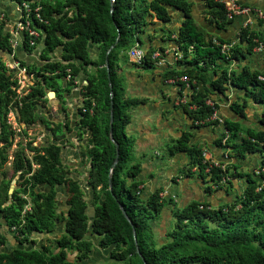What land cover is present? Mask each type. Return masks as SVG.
Returning a JSON list of instances; mask_svg holds the SVG:
<instances>
[{"label": "trees", "instance_id": "trees-1", "mask_svg": "<svg viewBox=\"0 0 264 264\" xmlns=\"http://www.w3.org/2000/svg\"><path fill=\"white\" fill-rule=\"evenodd\" d=\"M14 1H31L30 7L38 6L40 17L46 21V24H40L44 33L42 38H25L23 42L25 51L30 53L42 40L39 60L43 65L24 66L20 62L33 82L27 92L18 97L16 82L11 80L10 71L0 56V167L6 163L5 151L12 145L13 132L6 122L10 109L16 110L17 122L26 128L42 125L53 134L59 133L60 125H54L37 114V106L46 104L44 89L60 98L68 92L77 73L82 71L86 75V85L80 87L82 106L78 109L80 118L76 123V137L81 140L84 135H88L80 155L85 156L88 165L85 183L91 189L93 214L88 218V205L82 189L77 180L68 176L67 167L61 163L60 146L50 144L31 147L27 144L30 159L22 149H17L11 156L9 169L11 177L16 175L20 181L18 188L9 195L10 178L7 179L3 173L0 179V220L4 221L7 229L5 232L0 223V248L6 243L5 235L9 234L11 227L23 235L22 238H12L20 245L30 246L34 244L36 234L51 235L58 225L63 226L54 240V250L43 244L36 249H14L0 254V264H77V261L86 259L91 251L92 242L87 235L97 236L99 249L110 248L108 256L116 264H142L140 257L145 264H264V131L243 130L247 138L254 140L251 143L247 138L237 139L242 131L240 123H223L234 159H243L245 153L258 155L257 175H240L233 164L226 165L224 170L208 166L202 161L201 147L188 144L191 135L185 130L167 149L170 155L183 153L187 156L186 176L191 174L190 169L194 167L201 181L205 182L207 178L210 186L221 185L223 177L243 178L244 189L230 203L210 208L203 202H190L183 208H177L171 200L160 198L159 190L142 201L136 195L139 182L135 180L140 165L129 164L130 143L124 128L129 122L127 110L146 100L124 95L113 66L115 56L132 44L133 32L142 28L149 12L155 19L166 23L169 16L163 6L181 11L182 21L175 43L184 60L183 64L190 68L177 73L186 76L189 83L199 81L203 86L201 93L191 87L189 103L181 106L191 124L197 125L213 113L211 108L205 106V98L210 94L223 97L226 87L242 90L243 101L250 99L254 104L264 106V82L257 80L260 75L257 71L242 67L235 74L226 67L216 66L217 61L227 63L244 58L255 46L252 40L259 42L263 37L259 33L241 29L238 43L227 54L221 53L217 44L225 42L219 38L212 40L211 35L194 25L189 16L190 5L184 0H114L112 4L107 0ZM202 1L211 9L207 12L211 17L210 23L217 29L222 28L227 22L222 7L213 0ZM70 6L74 9L67 10ZM4 25V20L0 18V53L2 56L12 55L15 60ZM116 37L114 47L105 57L106 50ZM29 40L34 47L29 46ZM89 43L98 46L96 61L88 58ZM242 43L246 44L244 52L241 51ZM58 48L61 50L59 60L50 61L49 55ZM76 61H80V64L76 65ZM209 65L215 77L212 80L203 70ZM150 66L148 62L142 65L144 68ZM87 67L93 68L92 72L87 73ZM168 73L165 72L163 76ZM170 74H176V71ZM67 76L68 83L62 88L61 80ZM110 101L113 142L108 135ZM189 105L194 106V109H188ZM229 107L234 114L243 115L239 104L231 103ZM59 110L64 112L61 104ZM257 120L264 126V114ZM22 133L25 134V131L22 130ZM62 137L61 134L57 139ZM221 138L222 135L215 141L216 145H221ZM113 143L118 147V161L109 177V192L108 171L115 155ZM225 184L230 187L228 181ZM41 185L49 187L46 193L35 191ZM57 187H62L66 193L63 199L65 213L56 212ZM26 204L29 205V211L21 214ZM168 204L173 225L165 234L168 241L156 247L150 241L148 221ZM119 206L130 225L122 216ZM131 230L134 231L135 244ZM72 253L76 255L75 259L69 261L68 255Z\"/></svg>", "mask_w": 264, "mask_h": 264}, {"label": "crops", "instance_id": "crops-1", "mask_svg": "<svg viewBox=\"0 0 264 264\" xmlns=\"http://www.w3.org/2000/svg\"><path fill=\"white\" fill-rule=\"evenodd\" d=\"M49 1L53 2L57 0ZM148 1L150 0H147V2ZM184 1L190 5L189 16L194 25L211 35L212 40H214V38H219L223 42L238 43V33L242 29L243 21L250 18L249 16L232 18L224 16L227 22L222 28L217 29L210 23L211 17L207 14L211 9H209L202 0ZM236 1L238 4L246 6L251 10L258 9L264 11V0ZM16 3L17 2L14 0H0V16L5 22L4 32L7 34L10 32V28L11 30H15L14 25L18 18ZM163 7L166 9L169 16L168 22L163 23L155 19L152 13L149 12L144 18L145 24L142 28L133 32L132 44L126 49L119 51L114 60V71L116 77L122 84L124 95L128 98L146 100L143 104L127 110L129 122L124 128V134L130 143L129 164L139 163L140 165V171L135 178V180L139 182L137 189L138 198L140 200L145 201L146 198L156 190H159L160 196L161 192L165 190L166 193L162 196V199L171 200L177 208H183L190 202H203L210 208H216L220 205L229 203L230 199L234 198V196L240 195L245 187L243 178L236 179L235 177H228L231 190L230 194L226 184L217 187L210 186L207 178H205V182H202L196 175L194 167L190 169L191 174L186 176L187 156L183 153L170 155L167 149L170 144L178 138L180 133L185 130L191 135L188 144L201 147L202 151L208 154L211 161L224 166L233 164L237 167L235 171L240 175L243 173L251 175L253 174V169H255L258 164L257 154L245 153L243 159H234L229 143H227L226 146H219L215 144V141L220 137L224 129L223 123L225 121L240 123L242 131L238 134L237 139L247 138L243 133L245 129L255 132L264 131V126L260 125L257 120L264 114V106L254 104L250 99L243 101L242 90L226 87L223 97L210 94L205 98L210 100L214 105L210 120L207 121L204 119V123L197 125L191 124L192 122L184 113L182 106L188 104L190 101V94L192 93L191 87H193L196 92L201 93L203 86L199 81H191V83H189V79L186 76L188 82H182L180 80L182 75L178 74L177 71L190 68L189 65L183 64L184 60L175 43L177 30L182 21V12L176 10L174 7ZM66 9L69 10L74 8L70 6ZM247 29L253 33H259L263 37V40L259 42H264V20L251 22ZM39 33L41 37L44 36L43 31ZM14 39L16 41V46L13 50L15 60L6 58V61L10 62L9 64L16 63L21 68L22 65L20 62L24 66L32 64L36 66L43 65L39 60V54L43 47L42 40L36 44L30 53H28L25 51L19 35L16 34ZM135 43L138 44L141 49L145 50L148 56L150 54H156L157 59L161 60L163 65L159 67L151 65L148 68H144L142 65H134L128 58L127 51L134 46ZM98 52L99 49L96 44L89 43L87 45V53L90 60L96 61ZM60 53V48L55 49L54 52L49 55L50 61H58ZM75 63L79 65L80 61H76ZM198 66H201V64H198ZM216 66L226 67L228 71H232L235 74H237L242 67H245L249 71H257L260 75L264 76V49L259 51L251 50L249 54L238 61H229L227 63L217 61ZM211 68L212 66L210 65L208 67H203V70H206V74L210 80L215 78ZM92 70L93 68H86L87 73L92 72ZM167 71L169 73L163 76ZM174 71H176V74L171 75L170 73ZM217 75L218 72H216L215 76ZM67 83L68 80L66 78L62 79L61 87L64 88ZM190 84L192 86H190ZM84 85H86V75L82 71H79L74 81L69 86L68 92L63 93L60 98L56 97L53 92L54 98L49 100L44 94L43 99L46 100V104L43 107L37 106V114L42 115L48 122L54 125L59 124V132L68 133L69 130L71 132L76 131V123L80 118L78 109L82 106L80 87ZM187 100L189 101L187 102ZM55 101L58 102L57 105L54 104ZM180 101L185 102L182 103ZM231 103H236L241 106L242 116H238L230 110L229 106ZM60 104L64 112H60ZM214 122H216V124ZM36 126L43 134L48 133L42 125ZM76 147L79 148L78 146ZM225 155H227V159H224ZM78 166H80L79 163ZM84 178H86V175L83 176V180ZM36 188L41 189H36V192L41 191L40 193H46L49 189L46 185L37 186ZM61 191L63 194H60ZM56 192V212L65 213L66 206L63 204V199L66 197V193L61 187H57ZM169 208L170 205L168 204L157 216L148 221L149 233L152 232V234H154L156 224L161 222L159 226H162L164 220L162 216H164V212L169 211ZM89 212L93 214V211L89 210ZM171 219H169V221ZM59 229L60 227L58 225L56 230ZM157 232V235L160 236L159 231ZM41 235L46 237L49 236L42 233L36 234L34 238H39ZM51 239V244L48 246H50V250H54V239L56 238L52 237ZM6 243H9L8 240H6ZM36 243L37 244L30 245L29 247L36 249L43 244L41 241ZM43 245L47 246L46 244ZM9 246L13 247L14 245L9 244ZM2 248L4 251L0 249V254L9 252L4 246ZM103 258L97 246L96 239L95 242L92 243L91 251L87 258L80 263L85 264L87 262H93L94 260H103Z\"/></svg>", "mask_w": 264, "mask_h": 264}, {"label": "rangeland", "instance_id": "rangeland-1", "mask_svg": "<svg viewBox=\"0 0 264 264\" xmlns=\"http://www.w3.org/2000/svg\"><path fill=\"white\" fill-rule=\"evenodd\" d=\"M137 1V0H136ZM138 5V4H137ZM1 60L4 62V65L7 69H9L12 64H9L10 62L6 61V56H1ZM10 70V69H9ZM11 74V80H15L16 85H17V90L16 94L18 97H21L24 95L26 92L27 87L32 83V80L26 76L25 72H20V71H15L12 70L10 72ZM50 108V107H48ZM249 108V107H247ZM40 110V109H39ZM41 111V110H40ZM6 122L10 129L13 132L12 136V145L9 149L5 151V154L7 156L6 163L0 167V179L2 178V174H5V177L8 179L10 178V184L8 188V193L14 191L15 189L18 188V184L20 181L18 180V177L15 175L11 177V172L9 169V162L11 159V156L17 149H22L25 156L30 159L31 153L28 152L27 150V144H30L31 147H38V146H43L47 144L48 138L45 137V134L41 132V130L36 126H31L26 128L24 125H20L17 120H16V110L14 108H11L10 111L8 112L6 116ZM22 130L25 131V134L22 133ZM88 135H84L81 140H77L72 138L69 134L66 136L67 142L64 143V145L60 146L65 149V159L61 160V163L67 167V170L69 172V177H71L73 180H77L81 188H84L85 182L83 180V176L86 175L87 171V162L85 156H81L80 153L81 148L85 145V140L87 139ZM75 146H78V150H76ZM0 149H1V144H0ZM77 161V162H75ZM130 162V159H129ZM78 163L80 166H78ZM258 165V164H257ZM256 165V166H257ZM83 170V171H82ZM255 169H253V172ZM12 182V183H11ZM226 187V186H224ZM62 188V187H61ZM38 188H35V191ZM216 189V188H215ZM227 189L229 190V193L231 194L230 187L227 186ZM41 190V189H38ZM41 192V191H39ZM60 194H63L62 191ZM233 197V196H232ZM25 200H27L26 197H24ZM233 198L230 199L229 203L232 201ZM84 200L87 202V196H84ZM27 202V201H26ZM90 214L89 209L87 210V214ZM164 218L162 226H159L160 223L156 224V227L154 228V234L150 232L151 234V243L154 246H159L163 243H166L168 239L165 237V234L169 232L172 228L173 225V220L171 219V216L168 212H164ZM169 219H171L169 221ZM152 220V219H151ZM167 220V221H166ZM213 227V226H212ZM62 229L60 228L59 230H56L49 236H39V238H34V244H37L36 242H40L46 245H50V241L52 240L51 238H56L58 237V232L61 231ZM153 230V229H152ZM151 230V231H152ZM157 231H159L160 236L157 235ZM95 238H97L96 235L94 237H90L91 242H95ZM55 240V239H54ZM33 244V245H34ZM37 247V246H36ZM4 251L3 248H0ZM100 254L104 257L103 260H94L93 262H87L85 264H116L112 259L109 258L108 252L106 249H101L100 248ZM75 254L72 253L68 255L69 261H73L75 259ZM83 261V260H82ZM81 261H77V264H81ZM118 264V263H117Z\"/></svg>", "mask_w": 264, "mask_h": 264}, {"label": "built area", "instance_id": "built-area-1", "mask_svg": "<svg viewBox=\"0 0 264 264\" xmlns=\"http://www.w3.org/2000/svg\"><path fill=\"white\" fill-rule=\"evenodd\" d=\"M107 1L110 4H112L114 2V0H107ZM213 1L222 7V10H223V12L227 18L249 16L250 18L245 19L243 21L242 29H247L250 26L251 22H253V21L264 20V11H261L258 9L251 10L246 6L238 4L236 0H213ZM31 3H32L31 1H21L19 3H16L17 8H18V18H17L16 24L14 25L15 30H11V28H10V32H8V36H9L8 42L12 48V51L14 50V47L16 46V41L14 39V36L16 34L19 35L20 41L23 44L25 38H29V39L30 38H39L41 36L39 32L42 31L40 28V24H46V21H44L40 17V14H39L40 8L38 6L31 8L30 7ZM0 18H1V16H0ZM35 22H36V24H35ZM252 42L255 45L251 49L252 51H259L261 49H264V42H258L256 39H253ZM28 44H29V46L34 47V44L31 40L28 41ZM234 44H235L234 42H225L223 44H217V45L219 46L221 53L227 54L229 52V49L232 46H234ZM245 49H246V44L242 43L241 51L244 52ZM8 56L10 59L12 58V55L11 56L8 55ZM127 56L132 61V63L134 65H137V66H141L147 62L150 63L151 65L156 66V67L163 65V62L161 60L157 59L156 54H150L148 56L147 53L145 52V50L141 49L138 46V44H136V43L134 46H132L131 48L128 49ZM9 69L8 70L10 72L12 70L24 72V69L19 67L16 63L12 64V66H10ZM68 78H69V76L66 77L67 80H68ZM180 80L182 82H188V79L185 76H181ZM257 80L264 82V76L258 75ZM188 101L189 100H187V102ZM180 102L183 103L185 101H180ZM204 104H205V106L214 110V107H213L214 105L210 100L205 99ZM188 107H189V109H194V107L191 105H189ZM211 117H212V115L209 116L208 118H206L205 120L208 121V120H210ZM202 122L199 121L198 124H201ZM221 135H222V138H221L220 143L222 146H226L227 145V137H228L227 131L225 129H223L221 132ZM247 139L251 143H254L253 139H250V138H247ZM201 158H202V161L204 163L208 164V166L219 167L221 170H224L225 166L222 164L211 161V159L208 157V154L205 151L201 152ZM224 159H227V155L224 156ZM253 173L255 175H257L258 171L254 170ZM227 181H228V177H225V178L223 177L221 179V185H224ZM221 185H218V186H221ZM165 193H166L165 190L162 191L161 195L159 197L162 198V196L165 195ZM136 195L138 196V193ZM198 208L201 209V206H199ZM25 211H29V205L28 204L23 206L21 214H23ZM8 232L11 236H15L17 238L23 237V235L19 234V232L16 231L15 227H11ZM22 246H28V245L22 244Z\"/></svg>", "mask_w": 264, "mask_h": 264}, {"label": "water", "instance_id": "water-1", "mask_svg": "<svg viewBox=\"0 0 264 264\" xmlns=\"http://www.w3.org/2000/svg\"><path fill=\"white\" fill-rule=\"evenodd\" d=\"M116 40H117V37L115 38L113 44H111V45L108 47V49L106 50V52H105V57H106L107 54L111 51V49L114 47V45H115V43H116ZM0 56H2L1 53H0ZM4 56H6V58H9L8 55H4ZM9 59H10V58H9ZM104 64H105V67H106V60L104 61ZM107 79H108V76H107ZM108 88H109V97H111L109 80H108ZM44 94H45V96H46L49 100H52V99L54 98V93H53L52 91L44 90ZM54 104L57 105L58 102L55 101ZM111 122H112V106H111V101H110V103H109L108 135H109V139H110V141L113 142L112 137H111ZM51 144H52V145H55V146H62V143H61V142H60L59 144L54 143V142L51 143ZM113 145H114V148H115V155H114L113 162H112V163L110 164V166H109V171H108V190H109V192H110V182H109V177H110V174L112 173L113 168L115 167V165H116V163H117V161H118V147H117V144H115V143H113ZM76 148H77V147H76ZM77 149H78V148H77ZM77 149H76V150H77ZM59 155H60L61 160H62V159H65V149H64L63 147L60 148V154H59ZM84 180H86V178H84ZM11 183H12V182H11ZM82 192H83V195H84V196H87V200H88V201L86 202L87 205H88L87 209H89L90 211H92V206H91V204H89V203L91 202V200H92V194H91V189H90V187L86 184V185L84 186V188H82ZM8 194L10 195L11 192L8 193ZM119 210L121 211L122 216H123V217L125 218V220L127 221V218H126V216H125V214H124V212H123V210H122V208H121L120 206H119ZM87 216H88V218H91V217H92V214H87ZM127 222H128V221H127ZM0 223H1V225H2L3 230L6 232L7 229H6V225H5L4 221H3V220H0ZM128 224L130 225L129 222H128ZM62 226H63L62 224L59 225L60 228H62ZM60 232H61V231H59L58 234H60ZM131 233H132L133 243L135 244L134 231L131 230ZM5 237H6V240H8L9 243H5V244H4V248H7L9 251H12V250H14V249H18V250H24V249L27 250V249H30L29 246L24 247V246L18 244V243L12 238V236H11L10 234H7V233H6ZM86 237L90 238L89 235H87ZM9 244H12V245H14V246H13V247H10ZM106 251L109 253V252H110V248L106 249ZM135 252L138 254V251H137L136 246H135ZM140 260H141L142 264H145L144 261H143V259H142L141 257H140Z\"/></svg>", "mask_w": 264, "mask_h": 264}, {"label": "flooded vegetation", "instance_id": "flooded-vegetation-1", "mask_svg": "<svg viewBox=\"0 0 264 264\" xmlns=\"http://www.w3.org/2000/svg\"><path fill=\"white\" fill-rule=\"evenodd\" d=\"M12 59V58H11ZM24 69V68H23ZM24 72H25V74H26V76H29V78L32 80V77H31V75H27V73H26V71L24 70ZM33 82V81H32ZM32 85V83L27 87V89H26V92H27V90H28V88L30 87ZM46 130V129H45ZM48 133L47 134H45V137H47L48 138V142H47V144H45V145H50L51 143H57V144H59L60 142L62 143V145H64V143L65 142H67V138H66V136H68V134H70V136L72 137V138H74V139H77V137H76V132H77V130L76 131H73V132H71L70 130L68 131V133H64V132H59V133H55V134H53L52 132H50L49 130H46ZM63 135V137L62 138H60V139H57V137L59 136V135ZM78 140V139H77ZM1 144V143H0ZM76 147V146H75ZM61 148V147H60ZM78 150V149H77ZM75 162H77V161H75Z\"/></svg>", "mask_w": 264, "mask_h": 264}]
</instances>
